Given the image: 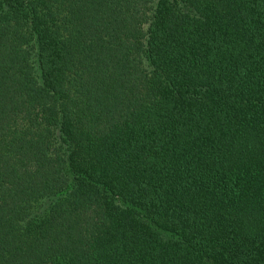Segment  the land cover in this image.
<instances>
[{"label":"trees","instance_id":"16d2710c","mask_svg":"<svg viewBox=\"0 0 264 264\" xmlns=\"http://www.w3.org/2000/svg\"><path fill=\"white\" fill-rule=\"evenodd\" d=\"M0 264H264V0H0Z\"/></svg>","mask_w":264,"mask_h":264}]
</instances>
